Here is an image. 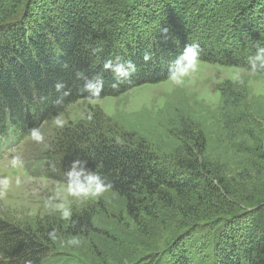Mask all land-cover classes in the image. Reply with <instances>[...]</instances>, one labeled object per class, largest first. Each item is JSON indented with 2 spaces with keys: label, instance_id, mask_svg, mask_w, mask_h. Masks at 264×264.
Instances as JSON below:
<instances>
[{
  "label": "trees",
  "instance_id": "trees-1",
  "mask_svg": "<svg viewBox=\"0 0 264 264\" xmlns=\"http://www.w3.org/2000/svg\"><path fill=\"white\" fill-rule=\"evenodd\" d=\"M256 43L264 44V0H0V136L30 138V128L43 132L88 100L76 74L95 76L106 59L131 60L137 71L118 89L103 73L98 100L168 79L186 44L199 45L200 62L245 70ZM209 122L212 130L175 117L173 147L161 151L129 137L62 131L38 151L41 177L66 183L70 162L85 160L124 200L132 232L108 264H264V95L226 83ZM162 223L151 243L147 227ZM94 233L87 212L57 228L0 219V264H104L89 245ZM58 240L76 247L57 249Z\"/></svg>",
  "mask_w": 264,
  "mask_h": 264
},
{
  "label": "rangeland",
  "instance_id": "rangeland-1",
  "mask_svg": "<svg viewBox=\"0 0 264 264\" xmlns=\"http://www.w3.org/2000/svg\"><path fill=\"white\" fill-rule=\"evenodd\" d=\"M226 83L244 84L253 96L264 95V76L251 75L237 67L200 62L197 72L181 86H175L166 79L102 100H78L43 128L45 139L42 143L27 138L3 148L0 155V219L24 228H57L68 220L61 217L56 210L57 205L70 207L71 214L87 212L93 217L95 233L89 245L94 250L95 262L108 264L109 259L116 260L121 239L131 234L133 226L126 216L124 200L110 191L94 199H77L69 194L66 183L41 177L37 170L38 162L33 169L29 162L37 159L38 151H42L46 143L58 139L62 131L73 129L141 140L156 151L165 146L172 148L173 142L168 136L170 131L175 135L171 125L175 117H182L191 124H209L212 130L209 119L220 104V91ZM13 160L20 161V164H14ZM64 178L61 176L62 180ZM255 219L263 224L260 216ZM164 227L165 223L156 231L151 226L147 227L150 235H156L150 239L151 243L157 242ZM197 241L204 246L209 243L199 238ZM142 243L148 244V241L145 239ZM77 244L81 245L82 241ZM55 246L67 250L76 247V242L66 245L64 240H58Z\"/></svg>",
  "mask_w": 264,
  "mask_h": 264
},
{
  "label": "clouds",
  "instance_id": "clouds-1",
  "mask_svg": "<svg viewBox=\"0 0 264 264\" xmlns=\"http://www.w3.org/2000/svg\"><path fill=\"white\" fill-rule=\"evenodd\" d=\"M253 48L255 49L254 53L246 58L247 68L245 70L251 75L264 73V44L256 43ZM200 58L201 49L199 45L186 44L180 54L169 63L167 70L168 80L175 86L183 85L186 80L197 72ZM142 59L147 63L152 59V56L146 52L142 55ZM65 67L67 66L65 65ZM136 71L137 67L133 61L123 60L121 57L116 56L115 59L104 60L102 70L97 75L89 77L84 72H78L76 76L77 79L83 81L82 91L88 93L87 99L95 101L100 98L104 88L103 73H112L114 80L110 87L118 89L122 83L130 80ZM237 80L241 83L243 82L239 76H237ZM55 88L59 92L64 88V84L59 82L55 85ZM63 95H68V93L64 92ZM28 135L35 143H42L45 139L39 127L30 128ZM13 163L19 165L20 161L13 160ZM64 175L69 194L77 199L98 198L111 188V185L106 183L96 171L88 169L87 161L85 160L73 159ZM56 210L60 212L61 217L65 220L71 216L70 207L63 204L57 205Z\"/></svg>",
  "mask_w": 264,
  "mask_h": 264
},
{
  "label": "bare ground",
  "instance_id": "bare-ground-1",
  "mask_svg": "<svg viewBox=\"0 0 264 264\" xmlns=\"http://www.w3.org/2000/svg\"><path fill=\"white\" fill-rule=\"evenodd\" d=\"M34 123H35V122H34ZM4 134H5V133H4ZM9 134H10V133H8V134L6 133L5 135L8 136ZM3 136H4V135H3ZM6 136H5V137H6Z\"/></svg>",
  "mask_w": 264,
  "mask_h": 264
}]
</instances>
